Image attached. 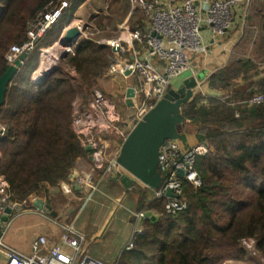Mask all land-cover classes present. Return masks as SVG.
I'll use <instances>...</instances> for the list:
<instances>
[{"label":"trees","instance_id":"obj_1","mask_svg":"<svg viewBox=\"0 0 264 264\" xmlns=\"http://www.w3.org/2000/svg\"><path fill=\"white\" fill-rule=\"evenodd\" d=\"M50 1L0 0V76L9 66L6 53L26 40L29 21ZM84 2L76 0L37 42L8 87L0 113V122L7 127L0 138V176L9 184L13 202L31 195L51 197V190L71 180L77 161L90 154L73 128L75 103H89L100 78L109 75L120 56L97 41L116 37L118 24L127 17L130 27L146 29L145 18L131 14V0H110L108 14L90 17L99 32L80 38L73 52L61 58L65 66L45 73L35 83L41 49L61 38ZM249 11V34L243 33L237 49L242 56L236 53L233 62L209 80L224 96L205 101L197 91L183 107L187 119L183 131L194 129L211 148L197 162L203 185L195 188L183 180L189 206L177 216L164 212L165 199L148 204V187L134 188L138 210H152L156 219L143 221L133 248L124 249L115 264H264V101L252 107L245 104L254 95L264 94V78L255 77L264 67V0H254ZM248 43L251 51L245 47ZM67 69H75V74ZM240 78L243 83L237 85ZM58 198V204L49 205L59 216L68 201L61 194ZM65 222L71 224V219L66 217ZM249 238L255 240L262 263L243 245Z\"/></svg>","mask_w":264,"mask_h":264},{"label":"built area","instance_id":"obj_2","mask_svg":"<svg viewBox=\"0 0 264 264\" xmlns=\"http://www.w3.org/2000/svg\"><path fill=\"white\" fill-rule=\"evenodd\" d=\"M252 0H132V8L141 10L147 18L148 26L142 30L132 28L128 24L119 25V35L102 42L116 49L120 56L111 66L110 73H120L125 76H135V95L133 98L130 124L119 127L121 118L115 114V106L101 91H96L92 100V110L78 114L74 126L82 135L84 146H90L91 167L89 170L75 169L71 174V183L61 184L64 193L70 194L72 186L79 185L84 199L99 189V183L107 177L119 178L126 171L117 158L119 150L112 152L107 140L97 136L104 131L115 132L122 142L132 128L143 120L145 115L161 101L173 80L186 72H195L193 58L207 52V45L202 35V27L209 30L212 38L225 36L235 22V14L239 12L243 23L248 16ZM75 0H51L28 23L27 38L22 44L13 45L6 53L7 64L27 53L35 51L37 42L71 9ZM82 27L84 30V26ZM83 34L87 37L89 33ZM60 43V42H59ZM74 46L67 48L73 52ZM42 50V49H41ZM134 59L129 60V55ZM43 55V53H42ZM128 55V56H127ZM42 58V56H41ZM47 66L44 72L48 71ZM131 74L126 75V71ZM39 70V73L43 72ZM115 75V74H114ZM39 78V77H38ZM264 101V94L254 95L245 104L253 106ZM96 115V120L94 118ZM96 129V131L94 130ZM6 129L0 127V135H5ZM84 137V138H83ZM207 140L194 146H184L180 139H167L160 148L159 171L162 184L154 191L149 204L156 200H166L164 212L169 216H177L187 210L188 202L184 199L183 180L193 187L200 188L203 179L197 169L198 160L210 153ZM184 176L179 175V171ZM174 196L167 194L168 190ZM9 184L0 176V264H115L95 259L91 256L88 241L83 232L75 225H61L62 233L58 241L51 243L45 234H39L31 243L30 254L23 253L6 242L8 228L15 219L14 214L21 208L27 209L28 204H34L39 198L31 195L23 202H13ZM12 208V214L7 222L1 220L6 209ZM36 211L44 212L36 209ZM134 229L126 250L134 246L135 236L142 232L145 219L155 220V215L146 211L133 212ZM248 250L255 251V240L244 239ZM1 252L4 255H1Z\"/></svg>","mask_w":264,"mask_h":264},{"label":"crops","instance_id":"obj_3","mask_svg":"<svg viewBox=\"0 0 264 264\" xmlns=\"http://www.w3.org/2000/svg\"><path fill=\"white\" fill-rule=\"evenodd\" d=\"M87 1L88 0H85V2L82 3L81 6L78 7L76 12L74 13L73 23L64 29L62 35L65 33V31L68 28L76 25V20H77V22H78V20L81 21L80 20L81 17L79 15V13L81 12L82 7L85 5V3ZM95 1H98V0H95ZM253 2H254V0L251 1L250 5H249V9L253 5ZM109 3H110V0H106V4H105V8H104L105 11L100 12L98 14H108ZM249 13H250V11L248 10V16H247L245 22L243 23V19H242L241 14L239 12H237L235 14V22H234L233 28L225 36H221V37H218L216 39L212 38V36H211V34L207 28L202 27V35H203L204 42L207 45V52L204 54H201V55H197L193 58V63L195 66V72L188 71L184 75L173 80L171 87L172 88H178L187 78L193 77V76L196 77L199 72H201V73L203 72L206 77L203 78V80L199 81L198 87L196 88L195 92L198 91L203 96H208V97H222V96H224L223 90L212 87L209 80H210L211 75L218 73L219 71L224 69L227 65H229L230 63L233 62V59L235 58L236 53H237V49H238L240 40L243 37V33H244L243 31L247 28V25H249V23H250ZM90 17H91V15H89L88 18L90 19ZM146 20H147V18H145V21ZM128 21H129V19H128ZM147 21H146V27L148 26ZM88 22H89V20H88ZM85 25L87 27L91 26L90 24H85ZM96 32L97 33L99 32L98 29H96ZM130 56H131V54L129 55V60H131ZM261 70H263V72L261 73V75L259 77H257V79L264 78V68H261ZM71 71L75 73L74 69H71ZM45 72L43 71L42 73H39L37 75V79L39 77V80L41 81ZM120 75H122V74H120ZM120 75H114V74L109 73V75L103 76L102 78H100L99 82L102 83V82H104L105 79H107L109 77L111 79H115V80H118L121 82L125 81L126 86H127L126 89L129 86H131V85L133 86V84H135V80L137 77L125 76V75L120 76ZM33 79H34L35 83H38V80H35L34 77H33ZM242 83H243V81L241 78L237 80V85H240ZM125 106L127 107L128 110H132V108L127 106L126 101H125ZM88 111L93 112L92 101L89 104L88 110H86L84 112H88ZM115 114L119 115L121 118V121L119 122V127H123V126H126L127 124H130L131 112L126 119H124V117L123 118L121 117L120 113L117 111L116 108H115ZM94 118H95V120L97 118L95 114H94ZM94 130L96 131V129H94ZM97 136H101L103 140H105V139L107 140L111 151H112V149L115 150L114 152H117L118 150L120 151L122 141H120L119 136L116 135L117 137H111L110 135H106L105 132H101L100 134H97ZM180 141L184 146L190 147V146H194V145L198 144L201 141H204V139H202L200 137V135L194 129H187V130L183 131L182 136L180 138ZM90 167H91L90 156H88L87 158H80L77 161V168H79L80 170H84V171L89 170ZM96 181L99 183V189L97 191H95L90 196V198H89V196H87V198H85V200H87V201L93 200L94 196L99 195L100 190L103 191V195L105 197L107 196L109 199H111V201L106 200V201H109L108 204H106V203H103L105 197L100 196L99 203L101 204V206L103 208L105 206L106 210L104 212H103V210H102V212L101 211L99 212V211H97V209H98V206H97V208L94 212L91 211L89 214H86L87 217L93 216V215L98 217L101 220L100 225H97L96 221L88 220V218L86 219L85 217L82 218V216L80 214L81 210L75 216L72 215L74 213V210L72 208H69L66 213H69L70 214L69 216H71L69 218V219H71V224L73 223L77 230H79L80 232H83L85 234L87 241H88L89 250L91 249L94 242H97V241L101 242V239H103V237L106 234V232L108 231V229H111L115 223L118 224L120 226V228L123 227V234L121 237V242L118 246H115L116 248H114L112 250L109 248H102L100 250L94 251V253H93V254H96L98 256L97 258L102 260V261H105L107 263H115L117 261L118 257L124 251L126 244L129 242V240L131 238V235H132V232L134 229V221H135V217L133 216V212H140L141 211V210L140 211L138 210L137 197L132 198V197H130L131 196L130 194L133 191H135L134 188L141 189L139 186L140 185L145 186V185L140 183V182H136V184H135L136 187L134 185V187H132V188H125L119 181H115L114 178H111V177H107L103 181H98V180H96ZM60 187H61V184H60ZM60 187L58 188L59 190H60ZM53 190L55 191V189H53ZM145 190H147V187H145ZM150 190H151V192L154 193V190H152V189H150ZM72 191L76 192L77 194H79L81 196L84 195V193H82L83 191L81 192V189L76 190L75 186H72ZM63 194L68 199H70V197H69L70 194L64 193V192H63ZM149 201L150 200H148V204H149ZM114 202H115V204H114ZM127 202H128V204H127ZM122 203L127 204L128 206L122 205ZM93 204L94 205L97 204L96 198H94V200L92 201V204H91L92 207H93ZM121 207L125 208L124 212H121V209H122ZM36 209H38V208L35 206V203L34 204L30 203L27 205V209L23 212V214L31 213L33 215H36V214H38L35 212ZM90 210H91V207H90ZM127 210H129L130 213H128ZM60 211L61 212H60V215L58 217L57 216L54 217L50 214V217L54 218L53 220L56 221L55 223H57V225L60 227L59 228L60 231L55 226H52L51 228L48 227L47 229L40 226L38 234L36 236H38L39 234H45L49 237L51 243H55V241H58L60 234L62 233L61 225L67 224L65 222V218H63V216L61 215L63 210H60ZM153 212L154 211L150 210V211H147V214L148 215H154ZM32 241H31V243H32ZM30 251H31V246H30V249L28 251H24L23 253L30 254ZM91 251H90V253H91ZM223 264H247V263L242 262V261H226Z\"/></svg>","mask_w":264,"mask_h":264},{"label":"water","instance_id":"obj_4","mask_svg":"<svg viewBox=\"0 0 264 264\" xmlns=\"http://www.w3.org/2000/svg\"><path fill=\"white\" fill-rule=\"evenodd\" d=\"M82 35V25L76 24L65 31L60 43L66 48L73 47ZM113 50L116 52L115 48ZM68 53V50L65 51L61 58ZM27 58L28 54L23 53L0 76V113L6 102L8 87ZM130 58L134 59L132 55ZM129 74H131V70L126 71V75ZM190 80L193 81L185 80L178 88L170 87L165 97L145 115L142 121L132 128L122 142L117 160L126 172L114 180L119 181L125 188L134 187L136 182H140L154 191L160 188L162 184V175L159 171L160 148L167 139L181 138L184 124L187 121L183 115V107L194 97L200 81L198 78ZM134 95L135 89L131 85L126 91V104L130 108L133 107ZM86 149L91 151L90 146H87ZM179 175L183 177L184 172L179 171ZM75 189L81 188L79 185H75ZM167 194L174 196L171 189ZM35 206L39 210L50 212L54 217L58 216L57 212L53 211L52 207L42 199L37 200ZM11 214L12 208L8 207L1 220L7 222Z\"/></svg>","mask_w":264,"mask_h":264},{"label":"rangeland","instance_id":"obj_5","mask_svg":"<svg viewBox=\"0 0 264 264\" xmlns=\"http://www.w3.org/2000/svg\"><path fill=\"white\" fill-rule=\"evenodd\" d=\"M105 4H106V0H98V1L88 0L85 3V5L82 7L81 12L79 13V15L81 17V19H80L81 21L78 20V22H77V20H76V24H82V23L90 24V25L92 24V26H89V27L84 26V30L83 31L85 33H89L87 37H94L92 32H94L97 29L96 28L97 26L94 25L92 23V21L88 18L89 15L92 16L93 14H98L100 12H104L105 11V9H104L105 8ZM132 13L135 14V19L146 18L144 13L141 10L132 8V0H131V14ZM128 19H129V17H127L122 23H119L118 26L121 25V24H128L129 26H131V24L129 22H127ZM88 20H89V22H88ZM243 32L249 34L248 33L249 32V25H247V28ZM119 34L120 33H118L117 36ZM62 37H63V35H61V38L58 41H56L51 47L45 48V49L42 48L41 54H40V57L42 56V58L40 59V63H39L38 69L34 72L35 76L33 75L35 80H38V82L40 81L39 78L37 79V75L39 74V70L43 71V70H45V68L47 66H49L48 67V72H50V71L54 70L55 68H57L59 66L60 67L61 66H65L63 61L61 60V57L63 56L65 51H67V48L64 47L63 44L59 43L61 41ZM82 37H85V35L83 34ZM253 38L255 39V37H253ZM104 39H112V38H110V36L107 37V38H102V39L100 38L97 42L101 43V44H106V43L102 42ZM245 45H246L245 47L247 48V51L250 50L251 48H253L252 44L248 43V44H245ZM72 50H74V49H72ZM242 52L243 51L240 50L239 52H237V55L242 56V54H243ZM42 53H43V55H42ZM67 70L71 71L69 69H67ZM71 73L75 74L72 71H71ZM109 73H110V71H109ZM254 73H255V70H253V75H254ZM114 74L115 75H120V73H114ZM258 74H260V73H258ZM258 74L255 77H259L261 75V74L260 75H258ZM120 76H122V75H120ZM196 77L198 79H200V80H203V78H205L206 76H205V74L203 72L202 73L199 72ZM197 78H195V76L189 77V78L186 79V81H193V80H190V79H196L197 80ZM257 80H259V79H257ZM33 81H34V79H33ZM126 87L127 86H126V82L125 81L121 82V81H118V80H115V79H111L109 77L107 79H105L104 82H102V83L99 82V85H98L97 89L95 88L92 91L89 103L87 105L81 106V102L76 101V103H75V119H76L78 114H81L84 111L88 110L89 104L94 99V94H95L96 91L103 92L105 94V96L107 97V99L115 106L117 111L120 113L121 117L122 118L124 117V119H126L129 116L130 112L132 113V111H133V110H128L127 107L125 106L126 90H127ZM258 90H259V88H258ZM203 97H204L203 100H205V101L208 98V96H203ZM222 97H217V98H222ZM248 107H252V106H248ZM237 116H240V114L238 113ZM75 119H74V122H75ZM0 127L5 128L6 132H7V127H6L5 124L0 122ZM73 128L78 133V131L76 130V127L74 126V123H73ZM104 132H105L106 135H110L111 137H117L118 136L115 132H112V131H104ZM0 138H1V135H0ZM120 141H122V138H120ZM112 151H115V150L112 149ZM75 169H79V168H77V166H76ZM74 170H73V172H74ZM73 172H72V174H73ZM70 179H71V177H70ZM69 182L71 183V180ZM62 183H65V182H62ZM139 187L142 190H145L146 186L140 185ZM147 193H148V197H147L148 199L147 200L151 201L153 199L154 193L151 192L150 188L147 190ZM59 194L63 195L66 198V200L68 201V203L65 206V209H62L63 211H62L61 215L63 216V218H66V217L70 218L71 217V216H69L70 215L69 213H66L69 208H72L73 210H77L79 208V210H81L80 214H81L82 218L85 217L86 219L88 218V220L96 221L97 225H100V221L101 220L98 217H96L95 215L87 217L86 214H89L91 211L94 212L96 210L97 206H98L97 211H99V212L100 211L102 212V210L104 212L106 210V207L104 206V208H103L101 206V204L99 203L100 196H104L102 190H100V192H99V195H98L99 197L98 196H94L93 197V200H94V198H96V202H97V204H95V205L93 204V207L91 205L93 200L87 201L83 197H81V195H79V194H77L76 192H73V191H71L70 196H69L70 199H68L63 194V190L61 189V187H60V190L59 189H55V191L51 190V197H48V196L41 197L40 196L39 199L44 200V202L46 204H48V205L51 204V202L53 204H58L61 201L58 198ZM130 195H131L130 197H132V198L133 197H135V198L137 197L138 198V196H139L136 191H133ZM106 200L111 201V199H109L106 196L104 201H103V203L108 204L109 201H106ZM114 204H115V202H114ZM127 204H128V202H127ZM127 204L122 203V205H125V206H128ZM90 207H91V210H90ZM124 209L125 208H122L121 212H124ZM24 211H25V208L23 207V208H21V210L18 213L14 214L15 219L10 224V226L8 228L7 236H6V242L8 244H10L11 246L15 247L16 249L22 251V252L28 251L30 249L31 241L38 234L40 226L44 227L45 229H47L48 227L51 228L52 226L57 227L58 230L60 228L57 225V223H55L56 221L53 220L54 218L50 217V212H40V211H36L35 210V212L38 213V214L33 215L31 213L23 214ZM127 211H128V213H130L129 210H127ZM122 234H123V227L120 228V226L115 223L111 229H108V231L104 235L103 239H101V242L97 241V242L93 243V245H92V247L90 249V251L92 250L91 253H90L91 256L93 258H95V259H98L97 258L98 256L96 254H93L94 251L100 250L102 248H109L111 250L116 248L115 246H118L120 244V242H121ZM243 245H244V243H243ZM249 251H250V253L252 255H254L255 257H257L260 260L261 257L259 255V253L257 252L256 247H255V251L254 250H249ZM1 255H4V254L1 252ZM260 263H262L261 260H260Z\"/></svg>","mask_w":264,"mask_h":264}]
</instances>
